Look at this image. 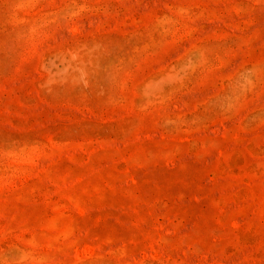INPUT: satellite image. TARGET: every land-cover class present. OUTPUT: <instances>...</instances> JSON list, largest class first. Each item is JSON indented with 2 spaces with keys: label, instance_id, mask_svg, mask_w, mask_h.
<instances>
[{
  "label": "rangeland",
  "instance_id": "rangeland-1",
  "mask_svg": "<svg viewBox=\"0 0 264 264\" xmlns=\"http://www.w3.org/2000/svg\"><path fill=\"white\" fill-rule=\"evenodd\" d=\"M0 264H264V0H0Z\"/></svg>",
  "mask_w": 264,
  "mask_h": 264
}]
</instances>
